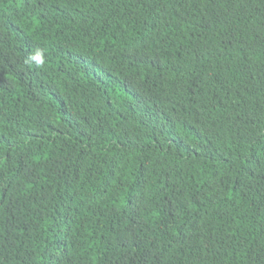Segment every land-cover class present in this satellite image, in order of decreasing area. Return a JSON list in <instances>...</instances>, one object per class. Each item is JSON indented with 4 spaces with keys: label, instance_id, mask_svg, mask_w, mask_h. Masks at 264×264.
Here are the masks:
<instances>
[{
    "label": "trees",
    "instance_id": "16d2710c",
    "mask_svg": "<svg viewBox=\"0 0 264 264\" xmlns=\"http://www.w3.org/2000/svg\"><path fill=\"white\" fill-rule=\"evenodd\" d=\"M0 264H264V0H0Z\"/></svg>",
    "mask_w": 264,
    "mask_h": 264
},
{
    "label": "clouds",
    "instance_id": "9594fccd",
    "mask_svg": "<svg viewBox=\"0 0 264 264\" xmlns=\"http://www.w3.org/2000/svg\"><path fill=\"white\" fill-rule=\"evenodd\" d=\"M31 59L36 63L37 66H40L44 63V57L39 52L34 54Z\"/></svg>",
    "mask_w": 264,
    "mask_h": 264
}]
</instances>
